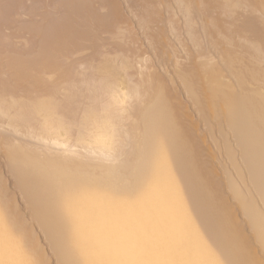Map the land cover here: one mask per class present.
Listing matches in <instances>:
<instances>
[{"label": "rangeland", "instance_id": "374dc122", "mask_svg": "<svg viewBox=\"0 0 264 264\" xmlns=\"http://www.w3.org/2000/svg\"><path fill=\"white\" fill-rule=\"evenodd\" d=\"M258 1L0 0V249L10 252L4 257L0 250L1 264H18L29 255L62 264L73 251L79 261L92 257L89 264L99 258L124 264L125 255L137 264L165 252L170 256L167 246L179 245L175 233L192 226L183 221L174 229L155 227L177 203L163 210L151 199L144 212L138 202L171 164L165 148L179 147L174 136L182 129L186 147L196 149L195 159L208 173L202 181L212 180L209 191H218L227 205L235 203L227 183L240 175L228 157L243 167L238 131L219 100L204 97L215 85L203 74L221 73L234 86L252 68L264 74V50L254 49L264 25V0ZM244 50L248 57L241 61ZM230 56L236 59L228 62ZM234 65L242 75L232 72ZM263 87L247 82L238 98L250 100L255 90L264 96ZM158 109L172 112L162 130ZM182 167L177 163L178 172L166 175V196L186 190ZM241 187L245 196L255 194V186ZM183 204L189 209L184 218L194 216L195 200ZM115 210H121L123 224L113 217ZM236 221H244L240 210ZM196 227L202 232L205 226L200 221ZM153 232L161 241L157 236L153 248L145 247L141 238ZM244 232L254 240L248 226ZM71 235L76 242L64 241ZM181 242L175 252L186 256Z\"/></svg>", "mask_w": 264, "mask_h": 264}, {"label": "bare ground", "instance_id": "6f19581e", "mask_svg": "<svg viewBox=\"0 0 264 264\" xmlns=\"http://www.w3.org/2000/svg\"><path fill=\"white\" fill-rule=\"evenodd\" d=\"M227 1H229V0H227ZM230 1H233V0H230ZM244 1H246V0H244ZM258 2L259 1L257 0V3ZM262 3H263V1H262ZM247 5L250 6V4H247ZM255 5H256V7H258L257 4L252 5V9L254 8V10L256 9ZM263 8L264 7H262V9H260V10H263ZM256 10H259V9H256ZM263 12H264V10H263ZM262 16H263V13H262ZM263 19H262V21H264ZM261 23L263 24L264 22H261ZM259 36L261 38H264V25H262L261 28H259L258 39H257V35L255 36L256 39H254V41H256V43H254V44L256 45V47L258 46L257 48H254V49L257 50L258 48H260V50L263 51L264 50V41H263L264 39H259ZM234 37H236V36H234ZM230 38L231 37H229L227 39H230ZM231 39L233 40V37ZM246 39H248V38H246ZM238 41H241V40H238ZM247 43H248V41H247ZM251 43H253V42H250L249 44H251ZM249 44H248V46H249ZM252 46H254V45L252 44ZM250 49H252V47ZM260 50H259V52H260ZM252 52L254 53V51H251L249 53H252ZM259 52H258V54H259ZM243 53L245 55L246 50H244ZM263 53H264V51H263ZM260 54H261V52H260ZM255 56H257V55H255ZM235 57L234 56L233 57L230 56L227 59V61L230 58L233 60V58H235ZM245 57H246V55L244 56V58H240V60L241 59H245ZM247 57H248V54H247ZM250 57H251V55H249V58ZM258 57H256V58H258ZM249 58H246L247 61H248ZM238 60L239 59H237L236 61H238ZM251 60H252V58H251ZM232 63H233V61H232ZM232 63H229V64L231 65ZM242 63H241V65H242ZM231 68H233L232 72L234 74L242 75L243 71L240 70L237 66L234 65ZM253 69H255V68H252V69H250L248 71H245L246 73H243L244 74V75H242L243 77L242 76H240V77L237 76L238 77L237 86L236 85L234 86L233 84L232 85L225 84L224 83V79H223V75L221 73H217V74H213V75H211V74H209V75L203 74L204 75L203 78H205L204 81H206V83L215 85V87L211 88L208 92H206L204 94V97H206V96L209 97V98L211 97L213 99V101L214 100H219L218 104L220 102V108H221L220 111H222V114H226V116L232 122L231 124H233V127L236 128V130L238 131L235 134V138H236V140L238 142V145H239L237 147L238 151L243 157V160H242L243 167L238 166L236 161H235V159L233 157H231V156L228 157V159H230L229 161L233 165L232 170L234 171L235 174H238V176L240 175L239 178L230 179L228 181V183H227V185L229 186V189H230L229 190V194L232 197L236 198V199H234L235 203L233 205H227V204L224 203V196L219 194L218 191L217 192H212V191L210 192L209 191L208 188L210 187V185L212 183V180H211V178L208 177V180L206 182L202 181V178L207 177L208 173L205 172V170H203L204 172L202 171V165H201L202 163L200 164V162H198L197 159H195L196 158L195 155L198 154L196 149L192 150V149H189V148L186 147V145H185L186 144V137L184 135V129H182L181 134L177 133L174 136L177 139L179 147H176L177 149L174 148L173 146H167L165 148V153H166V155H168L171 158V164L172 165L169 164V166H167V167H165V168H163L161 170L160 174L158 175L159 179L157 178L159 181L158 180H157L158 182L156 181L157 182L156 185L147 192V194L143 197L142 200H139L138 204L142 205V210L145 212V211H147V209H149L148 205H150L151 199H155V200L157 199V201L163 206V210L165 208H167L168 206L171 207L173 205V203L176 202L178 206H176L173 209V213H171V216L163 215V218L160 221H158L157 224H155V227L156 226L157 227L158 226L161 227L163 225L165 227L173 228V227H176L177 224H179V223H181L183 221L186 222L188 225H191L192 229L190 231L182 230V229L180 231L178 230V232L175 233L176 234L175 238H173L174 240L176 238L178 239L179 242H177V243L179 245H176V246H178L179 248L184 246V244L181 246L180 242L181 241L183 243L185 242L186 246L188 247L189 254L185 256V253L184 254L178 253V252H180L179 250H176V252H175V249H176L175 244L172 245L173 243H171V245H168V246L166 244V246L169 249L167 253H169L171 251V253H170L171 255L170 256H169V254L167 256L166 252L164 253L166 256L165 255L162 256L163 254H161V256H160L158 254V255H153L154 257H146V255H144L146 258H144L141 261H139L140 264H152L153 262H151V260L152 259L154 260L156 258L158 260H161V262H163L165 264H185V263H187V264H264V96L260 95L261 93L259 94L258 91L256 92V90H255V92H251V96L252 97H251L250 100L247 99V101L241 100L240 98H238V95H237L238 92L241 91L242 87L245 84H247V82L258 81V82L264 83V74H262L261 72L258 71L260 69H257V70H253ZM230 71H231V69H230ZM261 85L263 86V84H261ZM262 90L264 91V89H262ZM205 100H207V99L205 98ZM205 100H203V102ZM247 103L252 105V109L251 110L249 109V107L246 109V107H247L246 105H248ZM159 111L162 112L161 114H159V118H160L159 119V122H160L159 126H160V128L162 130L167 125L168 126L170 125L169 124L170 122H169L168 119L172 115V112H169L167 110L163 111V109H160ZM178 114H180V113H178ZM158 132H159V130H158ZM162 143H163V141L161 140L157 144V146H161ZM251 153H253V154L251 155ZM177 163L178 164L181 163V165L183 166L182 170L185 173V176L183 175L184 177L182 179H180V178H177V176L175 175L176 178L174 180H176V182L175 181L174 182L175 183H180V182H177L180 179L181 182H184L185 185H187L186 186V190L182 194H180L178 197H168V196H166L164 194V193H166V190H167V188L169 186V183H170L169 182L170 179L167 176H169L168 174H170V173L172 174L174 172V174H176L178 172V170H176L174 168V165L177 164ZM245 172H246V174H248L249 177H247V178L242 177V173H245ZM246 183L247 184H251L253 187L254 186L256 187L255 192H253V193H255L253 196L251 195L250 197H247V196H245L242 193V190H240V187L242 185L246 184ZM69 193H70V191H69ZM186 199L195 200V205H194L195 207L190 210L191 212L194 213L193 214L194 216L190 215L191 218H187V217L184 218V216L186 214V211L187 210L189 211L188 207L185 204H183L184 200H186ZM133 200H134V198H133ZM135 201H137V199H135ZM113 202H114V200H113ZM80 204H81V202H80ZM57 205H58V202H57ZM92 206H93V204H92ZM115 206H116V204H115ZM89 208H91V207H89ZM203 209H205V210H203ZM116 210H117V208H116ZM116 210H115V213L113 214V217L117 220L118 224H123L124 220H122V216L119 213V212H121V210H119V212H117ZM237 210H240L241 213H242V216H244V221L242 223H239V222L236 221ZM66 211H68V210H66ZM122 212H123V210H122ZM131 212H133V211H131ZM191 212H190V214H191ZM42 217H43V215H42ZM123 217H125V216L123 215ZM70 218H72V217H70ZM200 221L203 222L204 226H205L204 230L202 232L197 230V227H196V225ZM151 225H153V224H151ZM246 226H248V228L252 232H254V238H253L254 240L253 241L250 240V238L245 235L244 228ZM193 227H195V228H193ZM157 232H159V231H157ZM157 232L149 233L146 237L143 236L141 238V241L145 244V247L147 246L149 248H151V247L153 248V246L156 245L157 240L155 238L158 236ZM21 233H22V231L20 232V234ZM22 235H24V234H22ZM160 236L161 235H159L158 237L160 238V241H161V237ZM22 237H24V236H22ZM99 237H100V235H99ZM76 238L77 237L71 235V236H68L67 239H64V241L67 242L69 240L68 243H70L72 241L76 242ZM153 239H154V241H153ZM80 240H82V239H80ZM155 240H156V242H155ZM162 240H163V237H162ZM27 241H28V239H27ZM60 242H62V241H60ZM153 242H155V245H153L154 244ZM168 244H170V243H168ZM0 245H1V243H0ZM75 245H76V243H75ZM30 246H32V245L30 244ZM29 247H28V249H29ZM106 247H107V245H106ZM1 248H3V247H1ZM6 249L5 248L3 250L0 249V250H2L1 253L4 250H6ZM31 249L32 250L35 249V246H34V248L32 246ZM31 249H30V251H32ZM36 251L37 250H35V252ZM5 252L6 251H4V253ZM9 253L10 252L8 250V254ZM67 253H68V251H67ZM69 253H70V251H69ZM75 253L76 252L73 251L72 257L70 255L68 256V254L65 253L67 255L66 256L67 258H65V260H64L65 262L62 263V264H89V262L92 259V257H89V259L80 260L79 261V258L74 256ZM5 254L6 255H4V254H2V255L4 257L5 256L7 257L8 256L7 252ZM82 255H84V253ZM108 255H109V249H108ZM73 256L75 258H77V261L76 260L74 261L75 258H73ZM104 256H106V255H104ZM95 257L97 258V256H95ZM110 257H112V256H110ZM142 257H143V255H142ZM36 258H38V257L36 256ZM123 258H124L123 259L124 260V264H125V262H127V264H137L138 263V262H136L137 260L133 259L130 256L125 255ZM186 258H188V259H186ZM19 259L20 260H18V259L16 260V262L18 264H45L44 263L45 262L44 259H43L44 261L42 260L43 262L41 261V259L39 261L38 260L35 261L34 258L32 260V257L30 255H29V257L27 256L26 258L23 257V259H21V258H19ZM96 260H97V263H96ZM96 260H95V264H104V260H102V258H99V259H96ZM123 260H120V261H123ZM116 263H114V261H113L111 264H116ZM46 264H47V260H46Z\"/></svg>", "mask_w": 264, "mask_h": 264}]
</instances>
